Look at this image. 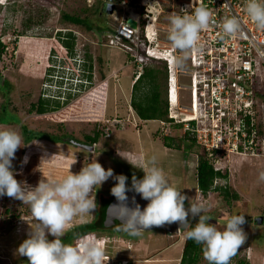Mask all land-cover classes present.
<instances>
[{
	"label": "rangeland",
	"instance_id": "obj_1",
	"mask_svg": "<svg viewBox=\"0 0 264 264\" xmlns=\"http://www.w3.org/2000/svg\"><path fill=\"white\" fill-rule=\"evenodd\" d=\"M181 1L162 0L163 13L156 18L153 29L158 31L160 47L168 40L169 14L179 12ZM126 7L117 2L114 11L109 14L105 10L104 0H10L0 6V41L5 45L0 61V84L4 81L8 83L0 91V126L15 129L21 134L22 128L26 127L31 132L47 134L64 142L41 139L28 143L24 141L12 161V170L18 173L14 178L31 187H35L43 177L63 178L75 157L76 163L70 168L73 174L96 159L105 170L111 168L114 175L126 176L130 187L133 176L142 179L144 175L139 170V159L155 157L157 166L163 168L169 183L189 198V201H185V207L191 203L203 204L207 211L202 214L208 215L211 218L209 223L215 224L219 230L224 229L231 215H244L245 223L241 227L246 240L229 264H264V181L259 180V173L264 171V154L260 152L261 157H252L249 151H245L247 156L224 153L208 158L198 145L184 151L189 145L188 140L181 138L186 133L184 128L179 129L175 124L162 121H142L135 115L130 107V99L131 84L136 78L132 72L136 64L129 61L121 45L110 42L127 17L125 10L132 12L130 6ZM63 15L85 20L91 30L85 25L75 26L64 22ZM69 32L76 40L71 59L65 58L64 50L56 42L59 33L64 36ZM144 51L145 47L141 46V66L163 70V61L147 58ZM83 63L92 65L90 81L83 75ZM187 65L189 67L185 61L186 68ZM113 73L117 76L114 77ZM177 81L186 88L179 91L178 96L189 104L190 77L178 76ZM159 83L160 95L164 100V77L159 79ZM101 88H105V99L103 118L99 120L93 108V99L88 96ZM40 98H48L47 113L43 116L35 110L30 112ZM55 102H58L57 107ZM260 102L258 109L263 104L262 99ZM51 114L63 115L64 118L52 120L49 118ZM83 115L90 117L83 120ZM171 115L176 121L184 118V114L176 108L172 109ZM113 120L120 121L119 126L110 128V136L105 135L108 121ZM258 120L263 123L262 113ZM95 133L99 134L98 142L90 145L87 137H94ZM165 137H174L172 144L179 145L181 150L166 149L162 145ZM71 141L85 144L88 148L71 145ZM202 155L216 170L228 174L227 181L217 180L215 185H227L230 193L238 195V200L227 202L217 193H209L205 197L200 194L195 168L198 157ZM25 157L26 164L22 163ZM42 159L51 160L45 163ZM116 161L124 165L127 171L118 167ZM113 186L115 181L111 178L103 183L95 193V212L90 216L74 218L65 234L94 221L99 202L113 197L110 194ZM188 219L195 224L198 217L189 216ZM33 222L29 205L7 196L0 197V264H28L27 257L17 255L16 249L28 238L29 225ZM111 229L113 231L83 235L103 248L105 262L134 264L132 258L146 260L156 256L157 260H164L161 264H176V259H181L183 245L176 244L182 238L185 240L186 229L182 227L179 234L155 229L143 231L132 238L122 228ZM48 238L54 239L51 236ZM139 243L142 247L146 246V257L132 253ZM136 264L146 263L137 261Z\"/></svg>",
	"mask_w": 264,
	"mask_h": 264
},
{
	"label": "clouds",
	"instance_id": "obj_2",
	"mask_svg": "<svg viewBox=\"0 0 264 264\" xmlns=\"http://www.w3.org/2000/svg\"><path fill=\"white\" fill-rule=\"evenodd\" d=\"M9 1L1 0L0 6ZM110 6L111 0H106L105 7ZM189 8L190 12L180 9V12L169 14L167 39L177 53L172 57L175 68L184 66L189 52L200 51V33L209 27L212 17L211 10L203 5H189ZM246 12L256 27L264 30V0H247ZM222 31L226 36L242 34L239 19L225 17ZM23 143L20 132L0 126V197L7 196L29 205L34 220L29 225L28 238L16 249L17 255L27 257L28 264H105V252L94 240L81 238L73 245L64 243L62 237L74 218L95 212V193L110 178L115 181L110 194L117 203L109 209L112 218L119 220L122 230L129 235L139 236L152 227L178 223L187 229L186 239L203 246L207 264H229L245 243L246 235L241 227L245 223L244 215H231L224 229L219 230L215 224L209 223L211 218L208 215L202 214L207 211L203 204L191 203L185 207L189 198L169 183L155 157L139 159V170L144 175L142 179L133 176L130 187L126 176L114 175L111 168L105 170L96 159L73 174L70 168L76 163L75 157L63 178L43 177L35 187H31L23 181L18 182L14 178L18 173L12 170L15 152L22 148ZM50 160L42 159L45 163ZM22 163H27V157ZM259 180L264 181V171L259 173ZM129 191L148 201L143 210L138 204L128 207L126 193ZM132 203L135 204L134 199ZM189 216L198 217L194 226L190 224ZM49 236L54 239L49 240Z\"/></svg>",
	"mask_w": 264,
	"mask_h": 264
},
{
	"label": "built area",
	"instance_id": "obj_3",
	"mask_svg": "<svg viewBox=\"0 0 264 264\" xmlns=\"http://www.w3.org/2000/svg\"><path fill=\"white\" fill-rule=\"evenodd\" d=\"M130 0H119L126 7ZM135 11L128 17L138 23V29L131 28L126 19L122 22L110 42L121 45L122 49L136 64V79L141 75L140 47H145L147 58L163 61L167 66L168 118L175 125L186 124L198 146L208 158L235 154L261 157L255 154L256 127L260 114L264 123V30L256 27L246 12L247 0H182L180 9L189 12V5L209 8L212 12L209 27L200 33V51L187 54L189 64L185 70L175 68L172 57L177 55L167 40L161 45L158 31L153 29L156 18L163 13L162 0H137ZM1 4V0H0ZM179 9V12H180ZM235 16L241 24L242 34L226 36L222 31L225 17ZM145 21L144 36L147 45L140 38V21ZM160 41V42H159ZM191 80V110L181 113L184 118L176 121L171 115L177 108L178 76ZM260 88L262 93L260 94ZM172 98H175L174 106ZM262 99V105H258ZM114 123V125H113ZM120 121H108L105 135L110 136V128L118 127ZM194 123L192 128L188 124ZM242 148V150H240ZM105 264H129L124 261H107ZM131 264V263H130Z\"/></svg>",
	"mask_w": 264,
	"mask_h": 264
},
{
	"label": "trees",
	"instance_id": "obj_4",
	"mask_svg": "<svg viewBox=\"0 0 264 264\" xmlns=\"http://www.w3.org/2000/svg\"><path fill=\"white\" fill-rule=\"evenodd\" d=\"M137 0H130L129 5L131 11H135L137 8ZM5 5V4H4ZM3 5V6H4ZM126 7V8H127ZM127 16L128 11L125 10ZM62 19L64 22L69 23L71 25L75 26H86L88 30H91V27L86 23L85 20L80 19L79 17L69 16V15H63ZM144 26L145 21L142 19L140 21V38L142 41V44L144 46L147 45L145 36H144ZM75 37L72 33H66L64 36L61 35V33L58 34L57 37V44L64 50V56L67 59H71L74 56V47H75ZM5 52V45L0 41V61L2 60ZM128 59L129 61L132 59L129 55ZM164 63L163 70L154 69L152 67H141V75L134 81L132 85V91H131V99H130V107L135 113V115L142 121H162V122H172V120H169L168 118V102H167V66L166 63ZM137 70V67H136ZM91 71H92V65H86V63H83L82 65V72L83 75L86 77L85 79L87 81L91 80ZM161 77H164L165 81V98L162 99L160 95V83L159 79ZM8 86V83L6 81L2 82L0 84V91L2 92V89L4 87ZM89 99H93V108L96 116L99 120L103 118V106H104V99H105V88L97 89L92 93V95L88 96ZM47 99L40 98L37 105H34L31 107L30 112H33L35 110L40 115H45L47 113ZM46 100V101H45ZM58 106V102H55V107ZM55 107L53 109H55ZM65 113V112H64ZM91 113V112H87ZM94 114V112H93ZM90 115H83L81 118L83 120H88ZM50 119L52 120H61L63 119V115H53L51 114ZM1 122V121H0ZM176 128H181V124L176 125ZM183 128V127H182ZM193 128V127H192ZM22 134L24 136L25 143L31 142L34 139L38 140H48L50 142H60L63 140L57 139L56 137L49 136L47 134L43 133H34L29 131L26 127L22 128ZM99 134L95 133L94 137H87L88 142L90 145H95L98 142ZM174 137H165L162 139V145L169 150L173 151H180L181 147L179 145H174L173 143ZM182 139H186L190 142L186 148H184V151H188L191 146L197 145L196 140L194 138V134L191 131L186 132ZM256 144L254 151L258 152L257 154H264V123H258L256 127ZM200 147V146H199ZM201 148V147H200ZM242 150V148L240 149ZM203 151V150H202ZM204 153V151H203ZM205 155V154H204ZM235 155V154H234ZM239 156V155H237ZM115 164L122 168L123 171H127L124 165L118 163L117 161ZM195 178L197 183V189L200 192L202 196H207L209 193H217L220 197H222L227 202L230 201H236L238 200V195L235 193H230V190L227 185H221L216 186L215 182L217 180L227 181L228 174L223 173L219 170H216L212 163L205 157L200 156L197 160V165L195 168ZM128 173V172H127ZM129 181L127 180V183ZM128 186V185H127ZM113 199V197L102 199L99 202V208L97 211L96 219L90 223H86L83 225H80L68 233H66L62 239L63 242L66 244H77L81 238L87 239V237H84V234L87 233H96V232H108L113 231V229H106L102 225V220L105 214V210L110 203V201ZM192 226L195 224L190 223ZM114 228L119 229L121 228L120 223H117ZM187 231V229H186ZM129 238H132V235H129L126 233ZM74 241V242H73ZM73 242V243H72ZM204 263L207 264V261L204 259L203 251H202V245L196 244L193 240L186 239L184 241L183 250H182V256L180 259L179 264H200Z\"/></svg>",
	"mask_w": 264,
	"mask_h": 264
},
{
	"label": "water",
	"instance_id": "obj_5",
	"mask_svg": "<svg viewBox=\"0 0 264 264\" xmlns=\"http://www.w3.org/2000/svg\"><path fill=\"white\" fill-rule=\"evenodd\" d=\"M105 4H106V0H104ZM119 2V0H111V6L110 7H105V10L107 13L111 14L114 9H115V3ZM126 23L133 29H138V23L133 20L132 18L128 17L126 19ZM87 148V147H85ZM126 195L128 196V201H126L127 205L129 208H133L135 207L136 204H138L141 208V210H143L144 207H146L148 201L141 199L139 194H136L133 191H129L126 193ZM133 199L135 200V204L132 203ZM117 201L115 199V197L110 201V203L108 204L106 210H105V214L102 220V225L104 228L106 229H110L113 228L117 222L120 223L119 220L112 218V211L109 209L111 205L116 204ZM258 223L261 222V219H257ZM155 229H160L163 230L164 232L168 233V234H179L180 233V227L178 225V223H172V224H165L161 227H152L148 230H155ZM146 230V231H148Z\"/></svg>",
	"mask_w": 264,
	"mask_h": 264
},
{
	"label": "crops",
	"instance_id": "obj_6",
	"mask_svg": "<svg viewBox=\"0 0 264 264\" xmlns=\"http://www.w3.org/2000/svg\"><path fill=\"white\" fill-rule=\"evenodd\" d=\"M129 67H131L129 64H127ZM135 66V65H134ZM135 73H136V66H135V68H134V71L132 72V75L133 76H135ZM114 75V77L115 76H117L115 73H113ZM136 80V78L134 79V81ZM134 81H132V84H131V88H132V85H133V83H134ZM177 103H178V101H177ZM41 141H43V140H41ZM131 240V239H130ZM132 241V240H131ZM184 239L182 238V241H180L179 243L177 242V246L180 244L181 246L182 245H184ZM139 245V247L137 246L136 247V245H135V247L133 248V252L132 253H135L136 254V252L138 253V254H140L139 256H142V257H146V246H144V247H142L141 245H140V243L138 244ZM141 246V247H140ZM150 249V247H147V249ZM143 253V254H142ZM156 256H152V257H149L148 259H146V260H136V259H134V258H132L131 260H133L134 262V264H136L137 263V261H142V262H144V263H146V264H161V262H164V260H157V258H155ZM180 263V259L178 258V259H176V264H179Z\"/></svg>",
	"mask_w": 264,
	"mask_h": 264
},
{
	"label": "flooded vegetation",
	"instance_id": "obj_7",
	"mask_svg": "<svg viewBox=\"0 0 264 264\" xmlns=\"http://www.w3.org/2000/svg\"><path fill=\"white\" fill-rule=\"evenodd\" d=\"M184 68H185V70H186V67L184 66ZM184 76V75H183ZM178 93H179V91H185L186 90V88H184L183 86H181V83L179 82L178 83ZM190 94H191V92H190ZM178 104H177V111H180L181 113H183V114H189L190 113V110H191V102L189 103V104H187L183 99H182V96H181V98L178 96ZM173 123V121L172 122H168V124H172ZM189 126H191V127H194V123H190V124H188ZM181 126L184 128L183 130H185V132H188L190 129L188 128V129H186L185 127H186V124H181ZM185 134V133H184ZM61 143H64V142H61ZM189 144H190V142H189ZM71 145H77L78 147H80V148H82V149H86L85 147H87L85 144H80V143H78V142H74V141H71ZM88 148V147H87ZM114 198V197H113ZM118 223V222H117Z\"/></svg>",
	"mask_w": 264,
	"mask_h": 264
},
{
	"label": "bare ground",
	"instance_id": "obj_8",
	"mask_svg": "<svg viewBox=\"0 0 264 264\" xmlns=\"http://www.w3.org/2000/svg\"><path fill=\"white\" fill-rule=\"evenodd\" d=\"M175 98H172V105L174 106V103H175Z\"/></svg>",
	"mask_w": 264,
	"mask_h": 264
}]
</instances>
